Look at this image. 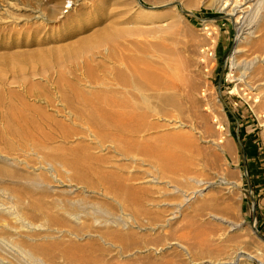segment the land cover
<instances>
[{
	"label": "bare ground",
	"instance_id": "6f19581e",
	"mask_svg": "<svg viewBox=\"0 0 264 264\" xmlns=\"http://www.w3.org/2000/svg\"><path fill=\"white\" fill-rule=\"evenodd\" d=\"M98 1L106 0H77L75 7L87 9ZM120 2L125 23L95 41L83 60V76L74 69L70 78L59 74L49 82L43 71H33L41 77L17 80L21 92L1 87L0 199L8 203L0 202V264H14V255L24 264H51L38 260L46 250L21 233L38 220L90 237V250L99 241L128 244L130 234L123 230L186 219L201 252L214 254L206 248L207 231L212 241L228 235L225 242L239 245L230 232L242 224L228 215L241 211L242 181L221 164L233 152L221 126L226 122L221 102L209 87L217 31L205 23L195 40L187 20L204 0ZM73 5L71 0L60 9L50 5L49 18L70 17ZM216 6L234 20L237 32L230 56L234 92L264 124V0H219ZM52 83L54 92L47 90ZM11 98L15 102L7 101ZM215 114L221 118L218 128L211 124ZM194 119L206 130L197 132ZM190 133L205 135L209 150L195 146ZM214 137L217 143L208 140ZM199 165L212 176L200 179ZM73 183L93 199H72L60 190ZM211 188L216 193H204ZM36 195L50 201L36 202ZM14 204L22 211L14 213ZM212 221L224 226L214 231L208 228ZM250 232L257 236L255 229ZM166 248L182 256L192 251L178 242ZM239 249L237 261L224 256L209 263L242 264ZM75 254L68 250L63 256L74 260Z\"/></svg>",
	"mask_w": 264,
	"mask_h": 264
},
{
	"label": "rangeland",
	"instance_id": "374dc122",
	"mask_svg": "<svg viewBox=\"0 0 264 264\" xmlns=\"http://www.w3.org/2000/svg\"><path fill=\"white\" fill-rule=\"evenodd\" d=\"M65 0H0V91L1 87L14 88L21 92L20 80L24 77L28 80H38L41 76H32L33 71L44 72L50 80L58 78L61 74L64 78L71 77V71L83 76V60L90 56L91 47L97 39L106 34H111V26L125 23L124 11L120 0L98 1L95 6L78 10L76 1L71 0L75 11L70 17L57 21L50 19L47 9L54 4L62 8ZM177 1V0H175ZM207 1V2H206ZM219 0H204V5L192 11L193 15L187 17L191 25L193 37L198 40L201 37V29L208 23L217 31L216 45L214 49L215 61L212 67V76L209 78V87L215 91L221 102L226 122L221 123V118L215 114L211 119L213 127H224L223 132H228V142L233 154L222 157L221 164L227 166V170L235 174L233 180H241L239 188L243 201L240 213L228 215L235 223H241L240 230L230 232V237L237 239L238 246L233 242H225L229 236L222 240L212 241L211 234L207 231V239L211 255L201 252L195 232L190 226V220L176 221L171 225L160 223L153 229L144 224L142 231H121L130 234L129 243L124 242L121 247L118 244L110 246L99 241L93 249H88L91 243L90 237L82 236L80 232L73 234L60 230L64 226L50 225L38 220L31 226V230L22 229L21 233L33 237L32 244L46 250L38 254V260L51 264H210L213 260H220L224 256L232 260L239 259L236 255L238 249L243 252L242 264H264V124L252 109L250 103L234 92L236 80L232 78L233 69L231 53L237 38L235 23L227 13L218 10L216 3ZM45 2L44 5L42 3ZM7 6L9 8H7ZM67 15V14H65ZM140 22L149 23L150 20ZM96 59V58H95ZM98 59H96V62ZM95 63H93L94 65ZM79 65V67H78ZM9 82H14L9 84ZM54 83V82H53ZM48 85L47 90L55 91L54 84ZM206 95L200 96L206 99ZM15 102L14 98L11 100ZM200 111H205L200 108ZM209 111V110H208ZM4 115L0 112V117ZM260 116V115H259ZM264 116V114H263ZM197 132L206 130L202 128L199 119H194ZM217 130V129H216ZM226 130V131H225ZM191 134V133H190ZM196 139L194 145L209 150L211 144L203 142L205 135L200 137L192 135ZM217 143L218 138H208ZM234 161H237L235 164ZM209 167L198 166L203 177L210 178ZM68 197L77 199L93 197L83 194L73 184L61 187ZM217 189L211 188L207 195L216 193ZM39 198V199H38ZM46 204L50 201L47 196L36 195V202ZM7 206V201L0 199ZM28 207V205H25ZM22 208L14 204V213H19ZM57 215L60 219L66 216ZM39 216V214L37 215ZM208 220V219H202ZM71 220L67 224H71ZM208 228L218 230L224 224L212 221ZM79 225V224H78ZM94 225V224H93ZM90 227L95 229L96 226ZM255 229L257 236L250 232ZM252 241H255L253 243ZM178 242L191 248L190 256H182L184 253L176 249H167L168 243ZM259 246H258V244ZM262 247H261V246ZM87 248L90 251H84ZM75 250V259L68 260L63 256L66 251ZM78 250V251H76ZM257 252H260L257 254ZM17 257V258H15ZM212 257V258H211ZM73 263V264H76ZM14 264H24L18 255H14Z\"/></svg>",
	"mask_w": 264,
	"mask_h": 264
}]
</instances>
